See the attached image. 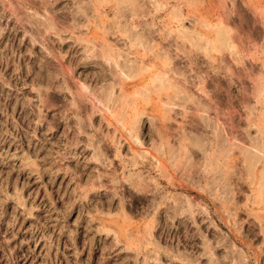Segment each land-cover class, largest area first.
<instances>
[{"label": "rangeland", "instance_id": "rangeland-1", "mask_svg": "<svg viewBox=\"0 0 264 264\" xmlns=\"http://www.w3.org/2000/svg\"><path fill=\"white\" fill-rule=\"evenodd\" d=\"M132 1L0 0V264H264V0Z\"/></svg>", "mask_w": 264, "mask_h": 264}, {"label": "bare ground", "instance_id": "bare-ground-1", "mask_svg": "<svg viewBox=\"0 0 264 264\" xmlns=\"http://www.w3.org/2000/svg\"><path fill=\"white\" fill-rule=\"evenodd\" d=\"M130 1H131L132 4H134V1H132V0H130ZM221 37H223V36L221 35ZM176 210H177V209H176Z\"/></svg>", "mask_w": 264, "mask_h": 264}]
</instances>
